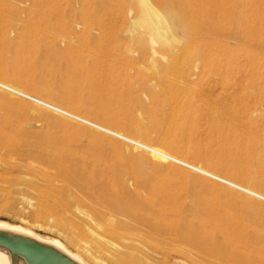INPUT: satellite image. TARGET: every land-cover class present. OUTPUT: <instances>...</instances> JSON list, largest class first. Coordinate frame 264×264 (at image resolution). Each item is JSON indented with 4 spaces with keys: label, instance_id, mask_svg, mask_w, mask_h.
Listing matches in <instances>:
<instances>
[{
    "label": "rangeland",
    "instance_id": "1",
    "mask_svg": "<svg viewBox=\"0 0 264 264\" xmlns=\"http://www.w3.org/2000/svg\"><path fill=\"white\" fill-rule=\"evenodd\" d=\"M215 2L229 13L196 40L203 58L188 59V35L158 0H0V82L264 196V0ZM210 40L218 47L207 52ZM0 136L19 151L0 161V223L56 240L85 263L203 264L167 233L153 246L128 237L139 244L130 248L79 200L50 196L47 176L63 183L35 160L41 152L125 181V199L162 184L180 210L169 222H208L213 211L264 237L263 201L1 90Z\"/></svg>",
    "mask_w": 264,
    "mask_h": 264
},
{
    "label": "bare ground",
    "instance_id": "2",
    "mask_svg": "<svg viewBox=\"0 0 264 264\" xmlns=\"http://www.w3.org/2000/svg\"><path fill=\"white\" fill-rule=\"evenodd\" d=\"M167 1L168 2L166 4L165 1L158 0L160 4H163L162 6L167 18L170 21L171 28H182L188 35L187 39L190 41L187 47L189 49L187 51L188 53H185L184 55L188 59H202L203 53L198 47H196V40L201 35H211V31L216 28L215 26L218 24H216L217 19H219L224 13L226 14V12L229 10L228 8L230 7V4H226L224 5L225 7H223L222 5H217L219 2L216 3L215 0ZM228 13L229 12H227V14ZM258 26L255 25L254 27L257 28ZM247 29V33L252 35L253 30H251L249 27ZM257 33L258 31L255 33V35L253 34L255 36L254 39H256ZM248 37H251V41L253 42V37ZM218 44L220 43L218 42ZM206 45L207 46L205 49L208 52L209 48L216 46L217 43L210 40ZM214 48L213 50L215 53V50L218 48ZM207 52H205L206 55L208 54ZM181 56L182 54L180 57ZM209 56L210 54L207 55V58ZM251 58L252 56L250 57V60ZM254 60L255 59H253L252 62H254ZM1 82L0 85L3 86V88L0 87L1 91H6L17 96V94L10 91L12 90L14 92L26 95L36 100L35 103L38 105L50 109L60 115H63L64 117L71 115L72 118L69 119L83 123L121 141H124L122 139H125L134 142L137 144L134 146L135 148L149 153L160 161L175 164L169 160V158L174 159L175 161L190 166L192 168L190 171L198 174H210L219 178L225 182L227 186L235 190L240 191L239 188L247 190L250 192V194H252L249 196L258 200L259 197H264L263 195L251 189L237 185L231 181L201 169L200 167L191 165L183 160L173 157L159 149L129 139L105 127L93 124L81 117L65 111L64 109L51 105L36 97L30 96L27 93L21 91V89H17V87L15 88ZM4 87L6 89H4ZM63 127L67 129V127ZM75 133L78 135L83 134L80 131H76ZM125 142L128 143L127 141ZM170 147H173V145H170ZM4 153H6L5 157L3 155ZM13 153L19 154L14 141L0 136V161L7 159V161L10 162L13 158ZM48 154L49 153L47 152H41L40 154L35 155V160L50 163V165H52L55 169L56 177L63 183L59 188L55 187L51 176H47L46 181L47 189L50 191L49 195L56 196L58 194L68 200H79L84 206L93 212V214L95 213L97 221H100L97 224L103 228L104 232L108 236L116 239L117 241L126 243L130 248L134 249L133 244L138 243L134 241L131 243L128 237L138 239L142 243L153 246L156 244L154 239L161 238V236L166 235L167 233V235L175 236L177 238V244L175 245V248L181 250L182 252H186L191 258L200 260V262L203 264H264L263 235L258 230H250L246 228L245 224L239 219L232 218L229 215H224L218 218L212 211V213L210 212V214L207 216L209 218L208 222L196 223L197 219H193L188 223L169 222V217L172 215L178 216L180 210L176 204V201L166 195V191L162 184L155 187H148L146 185L144 186L143 184L140 191L135 192L129 199H125L122 195V190H124L126 186L125 181L119 180L120 182L118 183H111L108 179L109 176L103 172H96L92 168L90 169L87 166L76 164L72 161L66 162L62 158L58 157V155H52L50 158ZM159 170L162 173L168 175L175 174L170 168L160 167ZM74 190L82 195L80 196L81 198H76V196H74ZM105 211H109L110 216H108ZM199 214L200 213H198V215ZM118 215H124L131 223L117 221L115 218H117ZM107 216L111 217L112 220L114 219L111 221L112 223H101L105 222L104 220H106ZM142 227L147 228V231H144ZM163 242L167 241L164 240ZM166 245L163 243L164 250L168 249ZM7 247L10 248L8 249ZM0 264L88 263H85L79 256L69 252L64 245H62L60 242H57L56 240L42 239L29 230H25L21 227L11 226L6 223H0Z\"/></svg>",
    "mask_w": 264,
    "mask_h": 264
},
{
    "label": "built area",
    "instance_id": "3",
    "mask_svg": "<svg viewBox=\"0 0 264 264\" xmlns=\"http://www.w3.org/2000/svg\"><path fill=\"white\" fill-rule=\"evenodd\" d=\"M0 87L3 88V86H1V85H0ZM4 89H6V88L4 87ZM7 90H9V89H7ZM10 91L13 92V93H15V94H17V96L20 97V98H22V99H25V100H28V101H31V102H34V103L36 102V100H34V99H32V98H30V97H28V96H26V95H23V94H20V93L14 92V91H12V90H10ZM54 110H55V109H54ZM55 111H56V110H55ZM57 111H58V110H57ZM59 112H60V111H59ZM67 117H68V118H72L71 115H67ZM122 140H124V142L127 141L128 144L131 145V146H133V147H134L135 145H137V144L134 143V142H131V141H128V140H125V139H122ZM142 148H143V147H142ZM169 160H170L171 162L175 163L176 165H179V166H181V167H184V168H186V169H188V170H191V169H192L190 166L185 165V164H183V163H181V162L175 161L174 159L169 158ZM199 174H200V175H203V176H205V177H208V178H210V179H212V180H215V181H217V182L223 183V184L226 185L225 182H223V181L220 180L219 178L214 177V176H212V175H210V174H206V173H199ZM239 189H240V192H242V193H244V194L252 195V194H250V192L247 191V190H244V189H242V188H239ZM255 196H256V195H255ZM256 197H257V196H256ZM259 200L264 202V197H263V198H262V197H259Z\"/></svg>",
    "mask_w": 264,
    "mask_h": 264
}]
</instances>
